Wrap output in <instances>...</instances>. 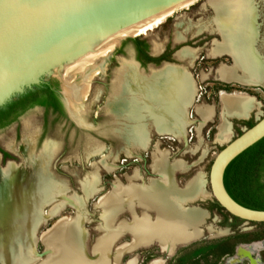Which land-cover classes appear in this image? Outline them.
I'll use <instances>...</instances> for the list:
<instances>
[{
	"label": "rangeland",
	"instance_id": "374dc122",
	"mask_svg": "<svg viewBox=\"0 0 264 264\" xmlns=\"http://www.w3.org/2000/svg\"><path fill=\"white\" fill-rule=\"evenodd\" d=\"M249 2L255 29L253 49L262 67L260 84L264 81V0ZM216 3H221V0H197L143 34L123 39L113 49L104 62L101 70L103 74L100 72V75L92 77L84 94L80 118L85 126L91 127L90 130H79L67 125L68 129L63 132L57 128L48 131V138L53 136V139L46 138L38 142V131L43 119L42 110L37 107L23 112L15 123L0 130V145L12 152L4 159L0 157V169L9 162L14 165H21L25 160L40 163L49 181L62 186L64 194L82 198L81 240L89 260L94 259L92 250L102 234L100 199L109 195L117 182L122 186L135 184L140 187L161 179L153 167L154 155L159 149L165 151L168 164L175 161L183 164V168L172 172L177 189H184L192 180L201 183L205 198H197L181 206L207 212L201 224V237L179 244L177 240L169 241L165 233L163 238L148 236L140 244L132 233L124 232L110 245L107 264H127L134 258L136 264H149L151 260L157 259L163 260L162 264H264V223L247 222L229 215L214 201L207 181L211 162L217 152L264 115V87L223 82L215 77L218 67L235 64L230 54L211 55L212 49L222 42L221 31L225 32V29L220 31L215 21ZM132 58L141 64V70H137L131 62ZM163 62L175 66L167 64L159 72L140 73L149 65L158 68ZM168 68L188 73L197 90V97H194L195 100L193 98L190 107L184 112L181 132L175 135L169 129L157 127V117L151 112L152 108L149 111L146 105L152 99L151 91L163 80ZM239 71L240 75L236 73L238 78H244V71ZM79 82L77 78L76 83ZM221 92L247 94L255 101V108L245 119L223 115ZM196 105L210 115V120L200 128L198 126L204 112L197 111ZM189 113L196 120L191 127H188L192 122L188 118ZM224 120L229 125L227 136H222L219 131ZM17 124L19 133L16 138ZM140 128L146 135V147L140 145L135 135L136 129ZM90 145L96 147V151ZM22 147L27 150L26 155L21 153ZM140 148L144 151L140 152ZM90 175L96 176V190L85 195L82 183ZM52 207L53 203L40 208L45 221L32 231L34 244H30L29 240L22 243L14 262L9 264H41L51 256L50 248L42 241L43 236L58 222L77 218V210L69 203L59 206L53 213L50 212ZM132 211L126 208L118 213L115 223H131L132 213L140 216L144 210L135 204ZM145 213L150 221L155 220L154 210L149 209ZM165 242L166 248L163 246ZM119 246L123 248L118 250ZM114 255L118 256L117 263Z\"/></svg>",
	"mask_w": 264,
	"mask_h": 264
},
{
	"label": "bare ground",
	"instance_id": "6f19581e",
	"mask_svg": "<svg viewBox=\"0 0 264 264\" xmlns=\"http://www.w3.org/2000/svg\"><path fill=\"white\" fill-rule=\"evenodd\" d=\"M196 1L191 0L173 10L153 15L122 29L110 36L103 44L98 42L83 53L76 66L70 64L68 75L63 77L64 95L68 109L78 124L86 125L80 116L83 112L84 94L90 86L92 77L100 75L106 58L112 53L118 41L123 37L143 34L151 27L165 21L177 10L189 7ZM215 9V21L220 31L225 29V32L221 31L222 42L212 49L211 55L219 56L227 53L233 57L235 63L231 67L224 65L218 67L215 71L216 79L229 83L238 82L242 85L259 84L262 67L253 49L255 29L249 0H221V3H216ZM239 69L244 71L246 75L244 78H238L236 75ZM164 75L155 89L152 88L150 94L152 99L146 102V105L149 111L152 108L151 112L157 117L156 123L159 129L166 128L174 135L180 134L184 112L192 103L197 90L191 77L184 70L168 68ZM77 78L80 79L79 83H76ZM220 98L223 115L226 116L247 118L255 108L253 98L244 93L221 92ZM196 108L197 111L204 112L201 106L196 105ZM209 116V112L202 114L198 128L210 120ZM219 131L222 136H227L229 133V125L225 120L219 126ZM135 135L140 140V145L146 147V135L142 133V128L136 129ZM93 145L90 147L96 151ZM21 153L26 155L25 147L21 148ZM165 155V151L157 149L153 160V167L160 174L161 179L140 187L135 184L122 186L117 182L113 191L100 199L102 234L93 247L92 252L95 256L93 260L87 259L81 240L82 198L64 194L65 189L62 186L49 181L40 163L25 160L21 165L12 163L6 165L5 168L0 169V262L5 264L14 262V257L26 240L34 244L32 231L40 222L45 221L40 208L52 203L51 213L59 206L69 203L77 210V218L69 222H58L43 236L42 241L50 248L51 256L41 264H107L110 245L124 232L132 233L136 242L140 244L148 236L163 238L165 233L169 241L177 240L179 244H186L201 237L199 226L203 223L206 213L198 208L181 207L187 201L204 197L201 183L192 180L184 189H177L172 172L183 168V164L175 161L170 165L166 162ZM96 181L94 175L85 179L82 183L85 195L96 190ZM135 204L140 205L144 210L140 216L135 215L134 212L131 223L125 221L115 223L118 213L126 208L133 212L132 208ZM149 209L154 210L155 213L153 222L145 213ZM163 246L167 247L166 242ZM176 247L177 245L174 248ZM122 248L123 246H119L117 249ZM117 257L114 255L116 263ZM162 263L163 260L157 259L151 260L149 264ZM127 264H136L135 258L129 260Z\"/></svg>",
	"mask_w": 264,
	"mask_h": 264
},
{
	"label": "water",
	"instance_id": "95a60500",
	"mask_svg": "<svg viewBox=\"0 0 264 264\" xmlns=\"http://www.w3.org/2000/svg\"><path fill=\"white\" fill-rule=\"evenodd\" d=\"M189 1L0 0V107L26 89L55 81L58 84L55 91L69 122L76 129L90 130V126L77 123L65 100L63 77L68 75L70 64L76 66L83 53L98 42L103 44L118 31ZM128 38L131 37L121 38L117 45ZM131 62L141 70L137 60L132 58ZM167 64L175 66L163 62L158 68L149 65L140 73L159 72ZM256 85L264 87V81ZM188 118L192 121L188 126L191 127L196 120L190 113ZM263 137L264 115L217 152L207 178L210 193L220 208L234 218L253 223H264V210L247 208L236 202L224 187L223 175L235 157Z\"/></svg>",
	"mask_w": 264,
	"mask_h": 264
},
{
	"label": "trees",
	"instance_id": "16d2710c",
	"mask_svg": "<svg viewBox=\"0 0 264 264\" xmlns=\"http://www.w3.org/2000/svg\"><path fill=\"white\" fill-rule=\"evenodd\" d=\"M57 88L58 84L55 81L41 83L26 89L1 106L0 128L33 106L51 107L63 114L62 103L55 91ZM223 183L228 194L239 204L251 209L264 210V137L227 165Z\"/></svg>",
	"mask_w": 264,
	"mask_h": 264
},
{
	"label": "flooded vegetation",
	"instance_id": "af4514ba",
	"mask_svg": "<svg viewBox=\"0 0 264 264\" xmlns=\"http://www.w3.org/2000/svg\"><path fill=\"white\" fill-rule=\"evenodd\" d=\"M33 107H37L38 109L42 110L43 121L40 124L39 131H38L39 132L38 136H37L38 142L48 138V136L50 135V134H48L49 133L48 131H50V130L54 131L57 128L58 130H61L63 132L64 130L68 129V128H66L67 125L73 126V124L70 123L69 120L67 119L64 108H63V114H61L60 112L55 111L51 107H47V108L43 107V106H33ZM29 109H27V110H29ZM19 116L14 121L10 122L8 125L1 127L0 130L10 126L13 123H15L17 121V119L19 118ZM62 119H64V120H62ZM18 131H19V125L17 124V126L15 128L16 138H17V135L19 133ZM48 139H53V136H50ZM10 154H12V152H10L8 149H6L5 147H2L0 145V157H1V159H4L7 155H10Z\"/></svg>",
	"mask_w": 264,
	"mask_h": 264
},
{
	"label": "crops",
	"instance_id": "0c3cea01",
	"mask_svg": "<svg viewBox=\"0 0 264 264\" xmlns=\"http://www.w3.org/2000/svg\"><path fill=\"white\" fill-rule=\"evenodd\" d=\"M192 59V58H191ZM236 73H237V75H240L241 74V72L238 70V71H236ZM263 76H264V72H263ZM235 83H237V82H235ZM190 107V106H189ZM194 110V109H193ZM213 111H214V106H213ZM196 114V113H195ZM214 114H215V111L213 112V116H214ZM196 117L198 118L197 120H199V116L196 114ZM213 118V117H212ZM234 118V117H233ZM212 120V119H211ZM153 124V123H152ZM153 128H154V130L156 131V128H155V126H154V124H153ZM186 129V128H185ZM148 131V130H147ZM157 132V131H156ZM158 133V132H157ZM159 134V133H158ZM163 135H169V134H163ZM183 138V137H182ZM148 140H150V138H149V135H148ZM149 142V141H148ZM143 150V148H140V151H142ZM204 179V178H203ZM204 184H205V181H204ZM203 187H204V185H203ZM205 198V197H204Z\"/></svg>",
	"mask_w": 264,
	"mask_h": 264
},
{
	"label": "built area",
	"instance_id": "2783aa9c",
	"mask_svg": "<svg viewBox=\"0 0 264 264\" xmlns=\"http://www.w3.org/2000/svg\"><path fill=\"white\" fill-rule=\"evenodd\" d=\"M192 118V117H191ZM171 139H173V138H171Z\"/></svg>",
	"mask_w": 264,
	"mask_h": 264
}]
</instances>
